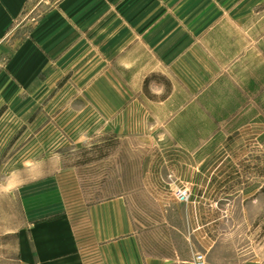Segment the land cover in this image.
I'll return each instance as SVG.
<instances>
[{
	"label": "rangeland",
	"instance_id": "374dc122",
	"mask_svg": "<svg viewBox=\"0 0 264 264\" xmlns=\"http://www.w3.org/2000/svg\"><path fill=\"white\" fill-rule=\"evenodd\" d=\"M56 2L29 0L14 37L30 34ZM219 2L226 11L227 0ZM90 3L96 15L72 19L61 52L47 53L46 82L17 90L2 107L0 182L15 169L52 171L76 217L96 201L123 196L142 235L188 252L192 264L195 254L205 264H264L258 17L248 36L243 16L235 29L218 21L224 15L210 21L200 8H185L172 43L157 52L173 49L174 58L157 60L141 44H118L114 15H99L116 3Z\"/></svg>",
	"mask_w": 264,
	"mask_h": 264
},
{
	"label": "crops",
	"instance_id": "0c3cea01",
	"mask_svg": "<svg viewBox=\"0 0 264 264\" xmlns=\"http://www.w3.org/2000/svg\"><path fill=\"white\" fill-rule=\"evenodd\" d=\"M91 1L57 0L30 34L15 38V23L29 0H0V111L17 90L31 92L33 85L46 82L47 53L55 51L56 58L61 52L62 30L72 19H91L96 13ZM112 1L117 8L100 10L99 15H114L118 44H141L157 60L174 58L173 49L158 54L159 44L172 43V26H181L186 17L182 10L190 7L200 8L210 21L224 15L218 21L231 22L235 29L243 16L248 36L258 17L264 52V0H227L226 11L219 0L185 5H171L170 0H128V5ZM101 3L106 7V0ZM254 51L253 45L246 47V52ZM34 170L15 169L9 182H0V264H192L188 252L157 246L154 238L142 235L123 196L96 201L76 217L63 203L52 171Z\"/></svg>",
	"mask_w": 264,
	"mask_h": 264
},
{
	"label": "built area",
	"instance_id": "2783aa9c",
	"mask_svg": "<svg viewBox=\"0 0 264 264\" xmlns=\"http://www.w3.org/2000/svg\"><path fill=\"white\" fill-rule=\"evenodd\" d=\"M193 263L194 264H205L204 255H202V254H195Z\"/></svg>",
	"mask_w": 264,
	"mask_h": 264
}]
</instances>
